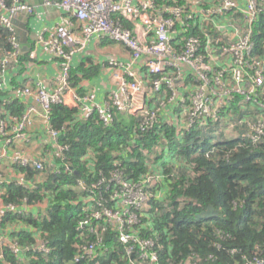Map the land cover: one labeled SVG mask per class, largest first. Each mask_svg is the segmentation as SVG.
<instances>
[{
    "label": "built area",
    "instance_id": "1",
    "mask_svg": "<svg viewBox=\"0 0 264 264\" xmlns=\"http://www.w3.org/2000/svg\"><path fill=\"white\" fill-rule=\"evenodd\" d=\"M40 5L62 11L64 16L62 21L38 32L29 57L37 59L39 49H44L58 64L61 75L50 90L41 82L23 87L22 94L32 100L20 116L13 115L7 107L1 110L0 258L5 247L16 255L31 249L21 248L11 237L20 224L2 231L6 212L24 216L35 206L29 205L28 199L20 204L5 203V184L34 187L48 174L57 177L71 168L63 169L58 163L59 158L66 159L69 144L59 142L61 132L51 125L53 105L76 109L81 121L96 115L105 127L113 124L115 110L123 111L137 121L133 137L161 123L175 128L179 140L191 127L208 130L222 115L233 113L240 102L242 108L248 104L258 106L263 114L259 113L252 123H238L240 130L245 125L248 129L237 138L257 142L264 137V99L258 95L264 90V52L254 54L253 39L254 25L264 13V0H41ZM38 7L35 0H0V41L3 37L8 44L0 51V86L7 72L18 66L24 52L16 21L36 14ZM95 38L98 42L109 40L124 45L130 54L126 61L109 57L103 62L110 89L102 98L95 91H80L71 81L75 57H84ZM12 102L9 98L7 105ZM36 117L47 124L46 135L55 146L53 155H30L17 145V140L32 142L39 136L44 145L45 136L38 135L43 130L28 133ZM131 143L125 153L138 149L148 167L139 179L130 178L122 168L123 159L116 158L113 168L108 173L101 171L98 180H77L78 197L72 203L79 208L78 237L86 241L76 245V261L101 264L104 259L118 264L109 256L116 251L113 239L123 247L118 256L122 264H161L159 243L143 235L142 223L146 219L150 226L148 220L155 212L151 203L162 197V165L177 164V158L167 151L162 154L165 143H155L150 149L134 140ZM161 154L162 158L155 160ZM84 159L94 163L90 151ZM6 162L16 165L17 173L9 179L3 172ZM20 166L32 169L37 176L27 179V171L18 170ZM34 249L51 252L41 240ZM263 262L259 260L257 264Z\"/></svg>",
    "mask_w": 264,
    "mask_h": 264
},
{
    "label": "trees",
    "instance_id": "2",
    "mask_svg": "<svg viewBox=\"0 0 264 264\" xmlns=\"http://www.w3.org/2000/svg\"><path fill=\"white\" fill-rule=\"evenodd\" d=\"M253 29L254 54L260 55L264 52V13ZM1 41L0 51L8 47L3 37ZM28 56L27 50L24 51L21 61ZM97 72L98 67L86 68L85 64H79L71 69V81L76 85L82 76L92 77ZM1 95L0 89V113L7 105ZM7 108L15 116L23 111L18 102H12ZM114 113L113 124L105 127L96 115L81 121L76 109L53 105L51 125L61 132L59 142L69 144L66 159L61 157L58 163H62L63 169L71 168L57 177L48 174L34 187L5 184V203L20 204L28 199L29 205H35L33 209L42 204L45 210L40 208L38 214L31 210L24 216L6 212L2 231L20 224V229L14 230L11 237L21 248L31 249L16 255L5 247L0 264H95L85 259L76 261V245L83 244L86 238L78 237L76 230L79 208L72 203L78 197L75 186L77 180H98L101 171L108 173L113 168L116 158L123 159L122 168L130 178L137 180L146 174L148 167L139 150L132 148L125 153L132 140L149 149L155 143H165L162 154L167 151L183 159L180 165H162L165 175L161 182L162 197L151 203L155 212L151 210L154 214L151 213L153 217L148 220L150 226L146 219L142 223L146 228L143 235L159 243L161 264H257L259 260L264 261V137L257 142L236 138L218 144L207 139L199 144L201 130L191 127L183 139L178 140L175 128L157 123L149 132L135 138V116L117 110ZM193 138H196L195 143L191 142ZM89 151L93 154V164L84 159ZM162 154L155 160L162 158ZM18 170L27 171V179H34L38 174L23 166ZM180 198L186 203L182 207ZM40 240L51 249L49 254L34 249ZM111 241L116 251L109 256L122 264L118 256L123 247L116 240ZM100 263L110 264L104 259Z\"/></svg>",
    "mask_w": 264,
    "mask_h": 264
},
{
    "label": "crops",
    "instance_id": "3",
    "mask_svg": "<svg viewBox=\"0 0 264 264\" xmlns=\"http://www.w3.org/2000/svg\"><path fill=\"white\" fill-rule=\"evenodd\" d=\"M35 2L39 6L37 13L32 16H21L19 20L16 21L23 50H27V53L33 50L34 39L38 32L53 26L56 22L62 21L64 16L62 11L45 9L44 6L40 5L41 0H35ZM25 32L27 33L26 43L22 41V34ZM0 43L3 42L1 41ZM129 56L128 49L124 45L109 40L98 42L96 38L93 39L88 47L86 55L84 57H75L73 67H77L79 64H85L86 68L98 67V72L92 77L82 76L81 80L76 85L72 82V86L80 91H95L98 93L99 97L102 98V94L110 89V83L107 81L109 78L102 70L103 62L109 57H115L118 60L126 61ZM60 75L61 70L56 61L52 59L44 49H39L37 59H32L28 56L24 62L20 60L18 66L7 72L0 86V89L3 91L1 97L5 103L11 98V101L21 104L24 110L26 103L31 102L32 99L22 94L21 90L23 87L29 84L36 85L37 82H41L46 89L50 90L58 84ZM5 107H7V105ZM36 118V123H33L28 128V133H38L40 130H43V134L41 132L38 133V135L45 136L44 145L40 136L36 137L32 142L17 140V145L30 155H39L43 152L53 155L55 146L50 144L51 140L48 138V135H46L47 124L44 121L42 122L39 117ZM2 140L3 139H0V145ZM3 172L7 179L14 177L17 173L16 165L11 162H6ZM40 208L43 209L44 206L41 204L36 210L32 208L34 211L33 213H37Z\"/></svg>",
    "mask_w": 264,
    "mask_h": 264
},
{
    "label": "rangeland",
    "instance_id": "4",
    "mask_svg": "<svg viewBox=\"0 0 264 264\" xmlns=\"http://www.w3.org/2000/svg\"><path fill=\"white\" fill-rule=\"evenodd\" d=\"M247 71L250 74L251 70L247 69ZM249 81H250V76H247L245 79V83L248 88H249L248 86ZM258 95L260 96L261 100H263L264 90H262V92H258ZM240 105L241 104L239 102V104L235 105L233 109V113H225L224 115H222L218 123L216 124L211 123V126L208 130L204 132H200L199 144H201L203 140H207V139H212L213 142H215L216 144L222 141H229L232 139H236L238 135L241 134V131L243 133L245 130L248 129V126L245 125V127H242L240 130L238 123L241 124V122L246 123L248 121L252 123L253 120L257 119L259 113L261 115L263 114V112H261L260 109H258V106L256 108H253V105L248 104L242 108L240 107ZM195 139L196 138H193L191 142L195 143ZM177 160H178L177 164L180 165V161L183 159L178 158ZM167 161L169 160L167 159ZM187 172L189 173V170H187ZM178 201L180 202L179 206L181 207L186 204L184 198H180Z\"/></svg>",
    "mask_w": 264,
    "mask_h": 264
},
{
    "label": "water",
    "instance_id": "5",
    "mask_svg": "<svg viewBox=\"0 0 264 264\" xmlns=\"http://www.w3.org/2000/svg\"><path fill=\"white\" fill-rule=\"evenodd\" d=\"M27 30V29H26ZM27 32V31H26ZM23 33L22 34V41L24 42V43H26L27 42V33Z\"/></svg>",
    "mask_w": 264,
    "mask_h": 264
}]
</instances>
